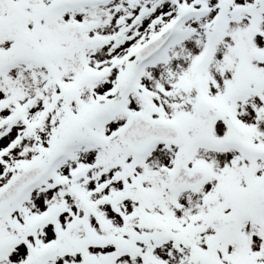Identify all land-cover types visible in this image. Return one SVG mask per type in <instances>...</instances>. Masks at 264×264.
I'll return each mask as SVG.
<instances>
[{"label": "snow or ice", "instance_id": "obj_1", "mask_svg": "<svg viewBox=\"0 0 264 264\" xmlns=\"http://www.w3.org/2000/svg\"><path fill=\"white\" fill-rule=\"evenodd\" d=\"M0 264H264V0H0Z\"/></svg>", "mask_w": 264, "mask_h": 264}]
</instances>
